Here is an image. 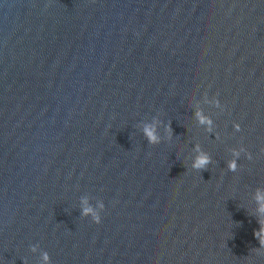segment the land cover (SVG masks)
<instances>
[{
    "label": "water",
    "instance_id": "water-1",
    "mask_svg": "<svg viewBox=\"0 0 264 264\" xmlns=\"http://www.w3.org/2000/svg\"><path fill=\"white\" fill-rule=\"evenodd\" d=\"M258 192L264 0H0V264H264Z\"/></svg>",
    "mask_w": 264,
    "mask_h": 264
},
{
    "label": "clouds",
    "instance_id": "clouds-1",
    "mask_svg": "<svg viewBox=\"0 0 264 264\" xmlns=\"http://www.w3.org/2000/svg\"><path fill=\"white\" fill-rule=\"evenodd\" d=\"M217 106H219V100L216 101ZM197 117L199 118L201 123H207L208 125H211L212 121L208 118H206L205 116H203L200 112H197ZM170 128V126H169ZM236 131L240 130V125L236 124L235 125ZM210 130V129H209ZM144 133L146 135V137L149 140V143L151 144H156L159 143V137L155 134V129L151 126H146L144 128ZM243 150V149H242ZM239 152H235L234 151V155L235 156H239ZM249 159H251V155L249 154ZM211 162V157L208 156L206 153H200L196 160L193 163V168L197 169V170H204L207 168L208 164ZM228 169L232 172H235L237 170V164L235 160L229 161L228 163ZM257 201L261 204V207L259 209V211L264 212V195L260 194L259 192L257 193V197H256ZM101 207H103V205H101ZM83 213L85 215L91 214L92 215V220L93 222H95L96 224L101 223V215L96 213L95 211H93V209L91 207H85L83 209ZM257 238L260 240H264V226H262L261 230L257 233ZM45 261L48 260V256L47 254H45L44 256Z\"/></svg>",
    "mask_w": 264,
    "mask_h": 264
}]
</instances>
